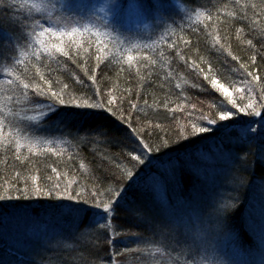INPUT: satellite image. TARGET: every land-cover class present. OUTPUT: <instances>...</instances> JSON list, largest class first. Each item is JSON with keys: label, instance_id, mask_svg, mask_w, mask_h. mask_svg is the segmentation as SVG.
Here are the masks:
<instances>
[{"label": "trees", "instance_id": "16d2710c", "mask_svg": "<svg viewBox=\"0 0 264 264\" xmlns=\"http://www.w3.org/2000/svg\"><path fill=\"white\" fill-rule=\"evenodd\" d=\"M179 1L190 13L179 14L163 27V41L140 49L132 64L121 61L111 44L105 49L111 55L102 62L96 58L95 46L88 48L85 44L80 49L70 48L69 56L41 53L39 58L15 64V59H22L19 48L30 50L26 42L33 18H40L31 15L18 0H0V69L14 65L13 71L26 82L46 90V80L54 91L63 89L65 100L76 101L60 105L50 95L41 96L29 89L25 102L21 91L4 85L0 77V108L11 110L4 136L10 130L12 137L8 139L13 140L7 143L0 137V196L5 197L0 199V228L15 217L43 223L47 213L58 215L68 205L79 213L78 227L85 230L99 211H104L96 205L104 203L111 205L108 212L112 213L113 228L111 235L109 227H95L85 237L74 239L69 249L55 247L52 239L45 246L25 240L23 245L10 247L2 236L0 264H106L110 257L117 264H190L189 254H198L205 244H197L199 251L189 249L193 240L165 220L166 212L159 205L151 203L157 177L163 182V175L170 172L173 174L163 187L172 207L182 200L201 199L204 215L215 213L217 219L220 217L216 227L219 233L241 235L245 245L252 241L243 214L253 185L264 181V0ZM197 11L211 15V20L202 16L198 21ZM216 34L219 44L213 42ZM4 37L14 38V43ZM255 76L260 79H253ZM212 78L228 88L231 97L212 88ZM229 98L241 106L254 101L262 115L236 113L231 121L209 124L219 111L231 109ZM40 105H51L54 111L30 121L20 115L34 106L41 110ZM2 115L4 111H0ZM193 125L209 131H194ZM16 139L26 146L17 147ZM29 141L35 144L32 150L27 147ZM232 141L240 146L237 159L230 164L219 166L214 161L203 163L197 170L188 166L189 161H198L200 156ZM133 156H139L143 163ZM219 167L223 173L215 174L213 182L207 178L205 183L202 174ZM222 176L229 188L224 198L227 210L224 205L219 210H205L212 183ZM36 185L41 193L34 191ZM144 215L152 219L143 221ZM138 240L149 245L146 251L154 245L164 249L169 262L159 263L157 256L144 261L140 258L141 245L136 246ZM240 241L234 243L244 247ZM193 258L196 260L194 254ZM212 264L239 263L215 258Z\"/></svg>", "mask_w": 264, "mask_h": 264}, {"label": "rangeland", "instance_id": "374dc122", "mask_svg": "<svg viewBox=\"0 0 264 264\" xmlns=\"http://www.w3.org/2000/svg\"><path fill=\"white\" fill-rule=\"evenodd\" d=\"M18 1L22 5H25V8L27 7L26 5L33 2H40V0ZM51 2L56 4L54 15L58 14L68 17L72 21V26L79 27L83 24L92 23L102 33H106L105 36H101V39L107 45L111 44L116 53H124V55H118L121 61L123 59L127 60L129 49H131L130 54L135 56V53L140 49L152 47L163 41V27L171 24L170 21L176 20L179 14L188 15L190 13L189 9L179 0H75V3L80 5V7H75L71 11L61 8V4L66 3L67 0H51ZM110 4H118L120 7L109 11L106 5ZM27 10H29L28 12L31 15L39 17L41 23L46 27L56 26L54 23L50 25L41 17L40 13L30 10L29 7H27ZM36 31L38 32L39 29L37 28ZM88 38L95 39L94 36L90 37L89 33H85L84 39ZM45 39H48V37H45ZM14 40V38L11 39V43H14ZM26 43V45L31 44L33 49L39 47L32 35ZM29 52H31V49ZM32 57L34 56L29 55L28 58ZM0 77L4 78V80L9 79V76L3 72V68L0 69ZM25 104L20 103V106ZM37 111H40V109L34 106L33 108L24 109L20 115L26 117L34 116ZM239 142H243V140ZM239 142H226V146L214 149L213 152L205 156H200L198 161H189L190 164L188 166L192 170H197L202 168L203 163L215 161L218 164L220 163L219 166L230 164L238 157L236 149L240 146ZM261 154L264 159V148L261 150ZM215 169H210L207 174L205 172L202 174L205 183H207V178L213 182L215 174L223 173L220 167L217 170ZM172 174L170 172L167 175H163V182L166 179H170ZM211 181L209 182L211 183ZM224 181L222 176L216 183H212V189L208 192L206 199L204 197L205 205H203V208L205 210H209L211 207L218 208L217 210H219L220 208L222 209V205L225 206L227 199L225 200L224 198L228 195L226 190H229V188L225 186ZM163 182L161 177H157L154 184V197L151 198V203L156 206L159 205L166 212L165 220L169 221L170 224L172 223L171 225L176 230L182 231L185 236L193 240V243H191L192 247L189 249H197V244L202 245V243L206 246L200 249L198 254L193 252L189 254L187 258L190 259V261L188 259L190 264H212L215 258L220 261L230 259L239 264H249L251 262H254V264H264V181H256L253 185L249 204L246 206L243 214L245 228L248 234H250V240H252L249 244L246 243V245L244 244L245 241L241 240L243 239L241 235L235 237L226 232L219 233V228L216 227L220 222V217L217 219L215 213L204 215L201 210V199L199 202L196 199L192 202L182 200L181 203H178L180 205L172 207L169 204V195L166 194L167 189L165 190L163 187ZM198 190L204 191L202 188ZM208 199L210 200L208 201ZM65 206V208L60 210L61 213L58 215L52 216L47 213L45 215L46 220L43 223L38 219L30 221L29 218L16 219L15 217V220L11 221L10 224L0 228V239L2 236H6L10 247L23 245L21 243H24L25 240L26 242H35L45 246L48 245V239H52L51 242L54 243L55 247L62 246L69 249L74 239L85 237L95 227L105 226L107 229L109 227V231L113 235V228L110 226L112 223H110L111 212L99 211L98 217L90 224L91 226L85 230H80L77 218L79 213L69 209L71 206ZM143 208L145 210L148 209L147 206H143ZM151 219L145 215L142 217L143 221H150ZM211 225L214 226L211 228ZM235 240H241L240 242L244 247L236 245L234 243ZM144 242L142 240L136 242V246L141 245L140 258H144V261L146 258L150 261L155 260L156 256L159 263H165V261L169 260L166 251L164 249V251L162 249L158 251V248L154 244L149 251H146L145 246L149 245ZM124 243H131V240H125ZM124 248L125 250L128 249L127 246ZM197 250L199 251V248ZM193 254L196 256V260L193 258ZM32 255L31 257H33ZM105 263L117 264L112 257Z\"/></svg>", "mask_w": 264, "mask_h": 264}, {"label": "snow or ice", "instance_id": "6c2138e0", "mask_svg": "<svg viewBox=\"0 0 264 264\" xmlns=\"http://www.w3.org/2000/svg\"><path fill=\"white\" fill-rule=\"evenodd\" d=\"M30 8V10H34L37 13L41 14V17L44 18L50 25L55 24V27L48 26L46 27L43 23H41L40 19L33 18V23L31 25L32 32L31 35L35 41L36 44L39 45L38 48H32V45L29 44L28 48L31 49V52L26 50L25 48L21 47L19 49V56L23 59H15V64H23L24 59H27L29 55L35 56L37 58L40 57L41 53H46L48 56H53L56 53H59L63 56H69V49L72 47H76L77 49H80L84 47L85 44L88 45V48H91L95 46L96 48V58L99 61H103V59H106L111 53L106 52L105 49L108 47V45L104 42V40L101 39V36H105L106 33H102L96 26L92 23L83 24L82 26H72V21L68 17H64L62 15H54L56 12V4L52 3L51 0H40V2H33L29 5H26ZM75 7H80V5L75 3V0H67L66 3L61 4L62 9H67L71 11ZM108 7L109 11L115 8H119L120 5L118 4H110L106 5ZM196 19L199 21L201 20L202 16H206V19L211 20V15H206L204 12H195ZM207 27V25H206ZM39 29L37 32L36 29ZM241 32L243 29L240 30ZM89 33L90 37L94 36L95 40L93 41L91 38L85 40L84 34ZM45 37H48V39H45ZM21 38L27 39V36H22ZM54 38V39H53ZM213 42L215 44L220 43L219 35L216 34L212 37ZM4 39H8L9 43L11 44V38L10 37H4ZM249 44L252 43V41H247ZM2 46V45H0ZM138 47V46H137ZM223 47V45H221ZM15 47L13 46V51H15ZM88 49L85 48V51ZM127 55V63L132 64L136 57L131 55V49L128 50ZM118 55H124V53H117ZM2 55V53H0ZM233 59H236L233 57ZM243 67V65H241ZM13 66H5L3 68V72L10 77H13L12 79H6L2 83L4 85L12 86V88H18L21 91V94L25 98V102L28 101V90L31 89L34 94H38L41 96L44 95H50V98L54 103H58L60 105L64 104H75L76 101L74 99H68L65 100L63 95V89H61L60 92L54 91L51 87V84L45 80V78L41 75L40 79L45 80V83L48 84V88L45 90L41 88L39 84L32 83L31 81H25V79L13 71ZM201 71H203L201 69ZM249 76L252 75L251 72L248 73ZM205 79H208V76H205ZM255 80H259V76L253 77ZM210 84L212 88L217 89L218 91L222 92L226 97H231V93L229 92V89L226 88L222 83H220L217 79L212 78L210 81ZM64 88H67V85H64ZM11 90V88L9 89ZM238 91L243 92V89H239ZM251 92V89L248 90ZM264 99V96L261 97ZM8 100H11L12 97L8 96ZM241 100L244 99L243 96L240 97ZM223 103V102H222ZM228 104H231V109H226L223 111H219L217 113V116L215 119H209V124H216L217 120L219 121H231L236 115V113H245L249 116L255 115V116H261L262 112L260 109H258L255 106V102L252 100H249L247 104L244 106H241V104L237 103L236 99H228ZM90 107H96V105H89ZM215 106V105H213ZM42 109L37 111L34 116H29L27 119L29 120H36L37 118H44L48 112H53L54 109L51 105H40ZM261 109H264V105H261ZM0 111H4V115L0 116V137H3V141L7 143H12L13 140L8 139V137H12V131L7 132V136H4L5 132V123L7 120V116L10 114L11 110L5 111L4 108H0ZM207 119V117H205ZM194 131L198 132H208L209 129L205 127L196 128L195 125L192 126ZM19 133V129H17V134ZM24 140H27V137L23 138ZM15 144L17 147H25L26 145L24 143H21L19 139L15 140ZM27 147L29 150H32L35 148V144H33L31 141L28 142ZM144 148L148 149V145L145 144ZM151 150V149H149ZM131 155V153H130ZM134 160L139 161L140 163H143L142 160H140L139 156H133ZM129 176H131V173H128ZM58 186V185H57ZM34 191L36 193H41L42 189L36 185L34 187ZM48 195H51V192L48 193ZM115 195L119 196L120 193H116ZM5 197L0 196V199H4ZM103 207L105 212H108L111 210V205L108 203L104 204H97L96 207ZM227 210V205L225 206V211ZM160 249H158L159 251Z\"/></svg>", "mask_w": 264, "mask_h": 264}]
</instances>
